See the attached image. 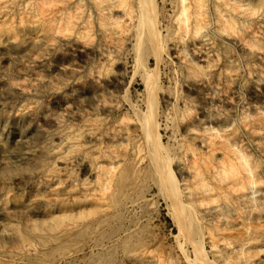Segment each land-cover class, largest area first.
Returning a JSON list of instances; mask_svg holds the SVG:
<instances>
[{
    "label": "rangeland",
    "instance_id": "obj_1",
    "mask_svg": "<svg viewBox=\"0 0 264 264\" xmlns=\"http://www.w3.org/2000/svg\"><path fill=\"white\" fill-rule=\"evenodd\" d=\"M0 264H264V0H0Z\"/></svg>",
    "mask_w": 264,
    "mask_h": 264
},
{
    "label": "bare ground",
    "instance_id": "obj_2",
    "mask_svg": "<svg viewBox=\"0 0 264 264\" xmlns=\"http://www.w3.org/2000/svg\"><path fill=\"white\" fill-rule=\"evenodd\" d=\"M192 5H184L183 6V13H185L189 7ZM159 61V60H158ZM186 65L190 68H197L198 65L195 63L193 60L185 58ZM251 72V70L249 71ZM235 73V74H234ZM233 73V78L238 79L239 81L244 80L243 74L240 72H234ZM91 131V128L89 127V124L83 125L81 128L77 129L74 131L73 135L70 133L67 135V137L62 136L61 141L65 144H68L70 146H76L80 141L87 136ZM203 139H205L206 146L209 150V152L215 154L218 152H222L224 156V161H223V169L224 173L226 175H231L233 177H237V183L241 185V188H245L243 190L244 193L242 194V199L245 200L246 202H252L256 196V194L259 192V189H257V182L253 177L254 171L252 170V167L249 165L248 158L244 156V154L241 152L240 149L235 147L220 131L218 130H213L211 131L210 136H205ZM158 140L161 141V136L158 134ZM241 173H245L247 177L246 181L243 180V176ZM164 175V173H163ZM240 180V181H239ZM244 182V183H243ZM111 186L108 185L105 188L109 189ZM202 190L207 193L209 192L210 188H207L205 186L202 187ZM187 196L190 195V192L186 194ZM168 197V196H167ZM147 200L146 195H142L139 197H136L132 199L131 201L128 202L127 210H133L136 206L141 205ZM171 204L174 205L175 203L171 202ZM171 205V207L173 206ZM225 208L223 205H214L210 209H205L204 211H216L217 213H221V211ZM173 212L176 215V220L179 225V236L185 235V225L180 221L179 217L181 216L180 210L176 207L173 208ZM221 215H224V213H221ZM99 230H95V235L93 236V240H95V237H98ZM199 249V248H196ZM138 252L143 255L148 252V246L144 245L142 246ZM50 262H52L50 260Z\"/></svg>",
    "mask_w": 264,
    "mask_h": 264
}]
</instances>
